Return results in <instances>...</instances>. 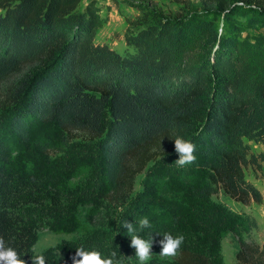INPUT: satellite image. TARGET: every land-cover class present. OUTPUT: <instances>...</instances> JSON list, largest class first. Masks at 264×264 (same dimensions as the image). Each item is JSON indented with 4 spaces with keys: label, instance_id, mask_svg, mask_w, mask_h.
<instances>
[{
    "label": "trees",
    "instance_id": "1",
    "mask_svg": "<svg viewBox=\"0 0 264 264\" xmlns=\"http://www.w3.org/2000/svg\"><path fill=\"white\" fill-rule=\"evenodd\" d=\"M207 1L181 16L136 6L119 52L95 40L107 18L93 0H0V237L27 264L43 228L76 237L44 250L47 264L81 246L134 258L122 223L142 217L146 264H225L229 233L236 264H264L257 220L218 200L263 202L245 170L264 163L248 145L264 148V0ZM74 132L96 153L65 154ZM178 135L196 146L184 167ZM141 175L135 217L116 223ZM165 233L184 236L174 258L159 255Z\"/></svg>",
    "mask_w": 264,
    "mask_h": 264
},
{
    "label": "rangeland",
    "instance_id": "2",
    "mask_svg": "<svg viewBox=\"0 0 264 264\" xmlns=\"http://www.w3.org/2000/svg\"><path fill=\"white\" fill-rule=\"evenodd\" d=\"M90 0H81L82 6ZM102 9L101 17L107 18V22L96 32L95 40L97 42H105L113 49L122 52L124 46V35L128 29V21L135 20L141 15V11L136 7L140 6L144 9L154 10L156 13H160L164 16H181L191 11H201L205 8H214L207 0H93ZM252 34L253 31H247ZM259 33L264 35V29H260ZM108 124V123H106ZM68 143L66 148L67 155L80 156L87 153H96V148L99 140H91L85 135L74 132V135ZM250 151L254 154H263L264 148L256 145L252 142L248 143ZM58 157L63 155L57 153ZM151 166V165H150ZM261 172L248 168L245 170V176L248 181L253 183L256 188L261 192L263 196V202L261 205L250 203L248 206H242L241 204L234 203L227 199L223 195H219V201L226 203L235 212H244L253 216L258 223V229L251 233L252 239L262 245L264 244V163L261 165ZM114 169H118L115 167ZM113 169V173H114ZM117 173L114 174V177ZM94 179V178H93ZM143 181V175L139 176L136 180L134 192L126 204L119 207L115 211V219L117 221H123L126 219H133L135 217V205H137V196L141 189ZM84 183V182H83ZM215 201L216 199L213 198ZM123 209V212H121ZM106 214H104V217ZM99 231H102L110 236L116 237L117 231L107 226H102ZM76 237L71 235H53L46 228L41 229L37 235V242L35 246L41 247L46 250L50 247L56 246L62 240H74ZM238 245L237 240L232 234H227L221 243V254L223 262L225 264H236L235 253ZM152 254L156 255V251L152 248Z\"/></svg>",
    "mask_w": 264,
    "mask_h": 264
},
{
    "label": "clouds",
    "instance_id": "3",
    "mask_svg": "<svg viewBox=\"0 0 264 264\" xmlns=\"http://www.w3.org/2000/svg\"><path fill=\"white\" fill-rule=\"evenodd\" d=\"M259 10V9H257ZM174 141V151L178 156L175 164L178 167H184L192 164L196 160L195 151L196 146L190 140L176 136ZM123 212V209H121ZM151 223L147 217H142L138 224L123 221L122 228L127 230L130 237V247L135 249V257L125 258L116 251L109 253L107 257L102 255L97 250H86L83 246L75 249V255L71 257L72 264H123V261L135 259L138 264H146L150 261L152 254L153 238L144 239L139 235V232L145 228H150ZM163 238L159 240L160 253L159 255L164 258H174L178 255L181 246L184 242L182 234L173 235L165 233ZM31 264H47L44 249L38 246H32L30 249ZM60 255V253H59ZM0 264H27L22 258L17 249L10 245H6L3 237H0Z\"/></svg>",
    "mask_w": 264,
    "mask_h": 264
}]
</instances>
